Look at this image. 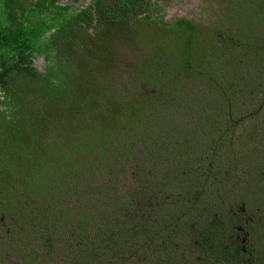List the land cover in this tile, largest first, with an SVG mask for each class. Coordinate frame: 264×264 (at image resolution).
<instances>
[{
	"label": "trees",
	"instance_id": "16d2710c",
	"mask_svg": "<svg viewBox=\"0 0 264 264\" xmlns=\"http://www.w3.org/2000/svg\"><path fill=\"white\" fill-rule=\"evenodd\" d=\"M71 1L0 0V264H264V0L153 21L125 98L100 25L150 0Z\"/></svg>",
	"mask_w": 264,
	"mask_h": 264
},
{
	"label": "rangeland",
	"instance_id": "374dc122",
	"mask_svg": "<svg viewBox=\"0 0 264 264\" xmlns=\"http://www.w3.org/2000/svg\"><path fill=\"white\" fill-rule=\"evenodd\" d=\"M92 1L95 0H89L90 3H92ZM150 5L151 10L148 13L144 12L145 15L144 13H137L135 16H131V22L126 24L124 28L120 25L109 24L104 19L103 25H100V32L103 33L104 39L102 40L103 45L101 46V60L98 57L96 62H109V66L107 67L106 65V67L102 69L108 72L106 74L110 77L105 85L111 87L113 83L117 82L121 85V88L125 90L128 88L126 93L123 92L124 98L127 94L129 97L132 95L129 89L131 78L129 79V75L123 72L114 75L113 60H116V56L119 55L117 56L118 63L120 61L122 62L118 65L119 70H121L120 67H123L124 64L128 62L127 60H130L131 63L142 61L144 55L149 52L151 38L156 36L158 31L156 42H169L170 40L165 35V31L153 21H157L161 25L169 26L173 25L179 18H186L198 25L209 27L210 30L206 28V31L211 34L213 33L215 36L217 35L216 32L220 31V27L213 25V21L217 22L216 20H220L219 16L226 14V11H222L218 0H152L150 1ZM159 21H164L167 24H162ZM220 23L223 22L220 21ZM208 24H212L211 27ZM129 27L134 28L130 29ZM201 35L202 31L199 32L198 36ZM194 38H196V36ZM201 47L202 43L196 41L194 44L195 51L200 50ZM172 48L173 46H171L170 50H161V52L164 54H171L173 53ZM33 66L39 73H44L45 70L48 69V62L44 59V55L41 54L33 57ZM110 81L111 83H109ZM141 84V82H137L135 86H132V93L138 90L136 91V95H149L150 90L148 88L150 87L145 85L142 86ZM238 190L239 188H236V192H234L236 197L238 194L245 196L244 192ZM241 210H243V208ZM0 234H2V231H0ZM186 254L188 256L187 250ZM191 256L194 264H207V261L198 259V254H192Z\"/></svg>",
	"mask_w": 264,
	"mask_h": 264
},
{
	"label": "flooded vegetation",
	"instance_id": "af4514ba",
	"mask_svg": "<svg viewBox=\"0 0 264 264\" xmlns=\"http://www.w3.org/2000/svg\"><path fill=\"white\" fill-rule=\"evenodd\" d=\"M150 1H152V0H150ZM59 2L62 4V6H68L70 4H73V1H71V0H59ZM88 2H89V0H79V1L77 0V1H75V5L80 6V5H82L84 3H88ZM53 30H55V28L52 29L51 31H53Z\"/></svg>",
	"mask_w": 264,
	"mask_h": 264
},
{
	"label": "water",
	"instance_id": "95a60500",
	"mask_svg": "<svg viewBox=\"0 0 264 264\" xmlns=\"http://www.w3.org/2000/svg\"><path fill=\"white\" fill-rule=\"evenodd\" d=\"M153 11H154V9H153ZM160 23H162V24H167L166 22H164V21H159Z\"/></svg>",
	"mask_w": 264,
	"mask_h": 264
}]
</instances>
